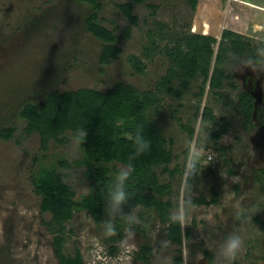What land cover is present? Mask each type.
<instances>
[{"label":"rangeland","instance_id":"374dc122","mask_svg":"<svg viewBox=\"0 0 264 264\" xmlns=\"http://www.w3.org/2000/svg\"><path fill=\"white\" fill-rule=\"evenodd\" d=\"M126 1L98 0L100 6L93 10L77 0H0V127L15 128L11 139L0 138V264H59L54 227L46 224L51 214L40 210L41 198L31 182L38 162L54 163L65 173L64 181L75 198L88 190L85 167L79 164L82 156L77 136L67 130L59 135L61 141L50 139L41 150L39 134L27 133L17 115L22 104L38 103L53 90L104 92L117 82L151 90L159 99L145 112L175 156L169 170L176 165L181 168L190 149L200 153V171L191 182L187 181L186 163L182 172L156 169L160 182L169 183L162 198L171 202L172 216L177 211L184 213L182 244L178 247L166 238V224L155 210L138 206L125 216L120 233H109L112 213L97 219L82 209L74 210L63 224V254L74 256L78 251L84 264H145L136 252L148 245L150 264H223L218 243L236 231L244 237V245L235 264H264V226L253 219L258 214L264 221V52L256 49L264 41V0H197L194 7L188 0H144L132 8L137 23L118 9ZM93 12L94 21L112 31L113 43L120 49L105 65L99 63L103 42L85 27ZM154 21L178 32L205 30L203 34L217 40L223 30L235 31L251 42L259 60L228 53L219 64L229 75L219 88L228 95L227 103L214 99L209 86L202 85L201 76L193 78L179 97H173L157 84L169 61L161 51L166 41L157 37L159 48L156 43L150 45L147 30ZM131 54L142 60V71L129 65ZM241 91L252 98L248 121L235 111ZM205 106L212 109L213 121L202 120ZM223 119L229 123L228 131L212 138L209 133ZM180 124H188L192 134ZM58 160H65L69 167L59 165ZM197 197L208 203H189ZM240 211L251 212L252 222L238 220Z\"/></svg>","mask_w":264,"mask_h":264},{"label":"trees","instance_id":"16d2710c","mask_svg":"<svg viewBox=\"0 0 264 264\" xmlns=\"http://www.w3.org/2000/svg\"><path fill=\"white\" fill-rule=\"evenodd\" d=\"M87 3L93 10L99 8L98 0H77ZM144 0H127L118 4L120 12L132 23H137V17L132 14L134 3ZM197 0H188L194 7ZM93 12L85 20L86 29L102 43L99 63L108 64L120 51L113 41L112 31L94 21ZM204 31V32H203ZM178 32L170 29L165 23L154 21L153 28H149L150 45L155 46L156 38L166 41L161 49L169 61L165 74L157 82L164 92L179 97L189 82L201 76L202 85L207 84L213 91L214 99L227 103L228 95L220 92L225 79L229 75L219 64L223 63L228 53L242 56L251 60H259L254 54L252 44L247 39L232 30H223L220 39L206 33ZM217 44L216 48H214ZM157 49L159 45L156 43ZM149 49V48H146ZM256 49L264 52V41H259ZM127 61L133 70L140 72L144 68L142 60L131 54ZM202 86V88H203ZM203 90V89H201ZM238 105L235 111L241 113L245 120L250 119L252 98L246 91L237 93ZM159 99L151 90L141 91L131 84L117 82L108 90L101 92L91 88L77 90L50 91L38 102L27 101L17 112L24 121L27 133L37 132L40 137V149L45 150L50 139L61 141L60 134L67 130L72 131L79 139L81 159L84 174L88 179V190L79 198H75L74 190L66 184L65 173L58 171L54 163L43 164L38 162L31 172V182L34 191L40 196L39 208L42 212H49L50 219L46 224L54 227L53 244L59 264H84L80 253L74 256L64 255L62 252L64 223L71 219L74 210H88L97 219L107 213H112L114 222L112 228L120 233L124 229V219L134 208L142 206L147 210H155L158 218L166 224L165 236L178 247L182 244V230L180 222L175 220L169 207L171 202L162 198L168 192L169 183H161L156 173L161 171L175 173L182 172L176 165L169 170L168 164L175 157L167 146L168 141L162 135L156 123L146 116L149 106L157 105ZM199 106H196L198 111ZM201 118L204 121H213L214 114L208 106L203 107ZM189 135L193 130L188 124H180ZM229 123L224 119L217 130L209 133L212 138H218L228 131ZM13 126L0 127V138L9 140L13 137ZM142 137L148 142V148L138 151L137 138ZM185 156L187 150L185 151ZM38 156L33 158L36 161ZM57 163L69 167L65 160ZM122 171L129 172L124 182L127 193L126 201L116 208L110 203V195L118 183ZM193 177L187 175V181ZM215 193L212 201H215ZM190 204L208 203L204 197L194 198ZM254 221L264 226V221L258 214L253 215ZM189 230H185L188 236ZM114 240V238H110ZM112 250H116L112 248ZM148 245L141 246L136 257L150 264ZM177 260H180L178 256Z\"/></svg>","mask_w":264,"mask_h":264},{"label":"clouds","instance_id":"9594fccd","mask_svg":"<svg viewBox=\"0 0 264 264\" xmlns=\"http://www.w3.org/2000/svg\"><path fill=\"white\" fill-rule=\"evenodd\" d=\"M138 151L143 152L148 148V142L143 140L142 137L137 138ZM211 160V158H209ZM200 171V153L195 149H190L186 156V173L190 177H194ZM129 172L122 171L118 178V183L110 195V203L119 208L126 199L127 193L124 189V182L128 178ZM130 219V217H129ZM174 219L183 223L184 213L177 211L174 215ZM237 219L242 223L252 222V213L249 211H240L237 215ZM109 233L114 231V228L109 226ZM244 245V237L236 231L226 234L223 239L218 243L217 251L222 258L223 264H235L238 255L242 251Z\"/></svg>","mask_w":264,"mask_h":264},{"label":"bare ground","instance_id":"6f19581e","mask_svg":"<svg viewBox=\"0 0 264 264\" xmlns=\"http://www.w3.org/2000/svg\"><path fill=\"white\" fill-rule=\"evenodd\" d=\"M247 4H249L250 6H253V7H255L252 3H247Z\"/></svg>","mask_w":264,"mask_h":264}]
</instances>
